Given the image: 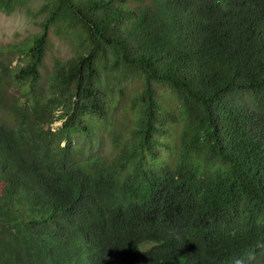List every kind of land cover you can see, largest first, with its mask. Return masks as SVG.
Returning a JSON list of instances; mask_svg holds the SVG:
<instances>
[{"label":"trees","instance_id":"16d2710c","mask_svg":"<svg viewBox=\"0 0 264 264\" xmlns=\"http://www.w3.org/2000/svg\"><path fill=\"white\" fill-rule=\"evenodd\" d=\"M33 16L0 45V264H264V0ZM49 33L73 56L44 76Z\"/></svg>","mask_w":264,"mask_h":264},{"label":"rangeland","instance_id":"374dc122","mask_svg":"<svg viewBox=\"0 0 264 264\" xmlns=\"http://www.w3.org/2000/svg\"><path fill=\"white\" fill-rule=\"evenodd\" d=\"M41 4L42 0H32L27 7L21 8L10 15L0 12V45L19 42L28 35L37 32L41 18H33V14L40 8ZM28 11L30 12L28 13ZM48 40L44 65L41 70L44 76H47L53 70L55 61H65L73 56V48L68 41L58 38L52 33H49ZM125 93V95H128L127 91ZM62 122L56 121L52 126L53 129L56 130L61 127ZM102 134V137L94 133L86 138H76L74 142L76 141L75 143L84 148H91L95 152L108 153L111 151L109 136L107 133ZM150 247L151 245L147 244L142 248L147 249Z\"/></svg>","mask_w":264,"mask_h":264}]
</instances>
